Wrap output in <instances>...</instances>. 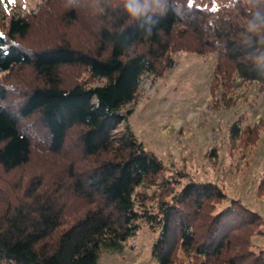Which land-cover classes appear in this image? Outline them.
<instances>
[{
    "label": "trees",
    "instance_id": "16d2710c",
    "mask_svg": "<svg viewBox=\"0 0 264 264\" xmlns=\"http://www.w3.org/2000/svg\"><path fill=\"white\" fill-rule=\"evenodd\" d=\"M58 1L62 24L87 30L83 43L48 7L0 27V74L32 77L0 84V264H98L141 224L157 234V264H174L176 252L197 264H264V245L250 244L264 238L261 218L236 201L217 209L225 195L215 184L171 172L125 124L143 78L170 69L173 50L214 52L215 75L264 89V27L249 30L264 0H148L139 16L125 0ZM65 68L100 83L66 82ZM33 162L35 174L4 178Z\"/></svg>",
    "mask_w": 264,
    "mask_h": 264
},
{
    "label": "rangeland",
    "instance_id": "374dc122",
    "mask_svg": "<svg viewBox=\"0 0 264 264\" xmlns=\"http://www.w3.org/2000/svg\"><path fill=\"white\" fill-rule=\"evenodd\" d=\"M46 7L53 9L50 13L56 9L57 23L71 42L83 43L89 36L79 21L62 24L63 6L55 0H4L0 3V27H6L13 16L38 15ZM170 60V69L143 78L135 102L125 107L132 110L125 124L145 150L171 172L215 184L225 195L223 205L217 209L231 201L240 202L261 218L264 228V89L256 83L242 82L226 69L220 73L224 75H215L214 52L199 55L173 50ZM30 76L29 69L16 67L0 74V84L31 81ZM62 77L66 82L100 83L76 68H65ZM235 121L240 134L234 139L230 129ZM32 166L4 178L14 181L41 169L39 163L33 162ZM156 236L141 224L122 251L103 250L98 264H157L151 256ZM250 244L256 249L264 245V238L255 234ZM174 264L197 262L176 252Z\"/></svg>",
    "mask_w": 264,
    "mask_h": 264
},
{
    "label": "clouds",
    "instance_id": "9594fccd",
    "mask_svg": "<svg viewBox=\"0 0 264 264\" xmlns=\"http://www.w3.org/2000/svg\"><path fill=\"white\" fill-rule=\"evenodd\" d=\"M147 3L148 0H125V8L130 15L139 16L147 11ZM261 27H264V15L256 12L253 15V19L249 22V30L256 31Z\"/></svg>",
    "mask_w": 264,
    "mask_h": 264
},
{
    "label": "snow or ice",
    "instance_id": "6c2138e0",
    "mask_svg": "<svg viewBox=\"0 0 264 264\" xmlns=\"http://www.w3.org/2000/svg\"><path fill=\"white\" fill-rule=\"evenodd\" d=\"M4 2V0H0V3H3ZM15 2V0H7V3H14Z\"/></svg>",
    "mask_w": 264,
    "mask_h": 264
}]
</instances>
